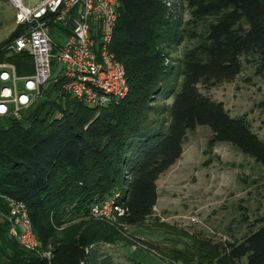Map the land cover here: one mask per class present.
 I'll return each instance as SVG.
<instances>
[{"label": "trees", "instance_id": "1", "mask_svg": "<svg viewBox=\"0 0 264 264\" xmlns=\"http://www.w3.org/2000/svg\"><path fill=\"white\" fill-rule=\"evenodd\" d=\"M118 3L110 51L124 66L127 96L89 107L63 88L65 79H51L20 119L0 124V264H90L93 245L123 237L101 220L67 224L65 214L74 207L84 217L93 202L122 196L124 189L120 223L144 224L157 203L158 179L181 158L187 132L199 126L210 128V142L231 144L253 158L264 178V139L200 91L234 81L242 56L257 55L264 69V0H188L195 16L218 19L176 71L164 65L160 48L169 25L164 4ZM8 58L17 76L32 74L27 52ZM10 199L26 205L40 250L52 247L50 260L8 236ZM156 221L158 230L190 241L166 252L150 246L166 264H264V223L240 242H214Z\"/></svg>", "mask_w": 264, "mask_h": 264}, {"label": "rangeland", "instance_id": "2", "mask_svg": "<svg viewBox=\"0 0 264 264\" xmlns=\"http://www.w3.org/2000/svg\"><path fill=\"white\" fill-rule=\"evenodd\" d=\"M22 2L32 5L35 0ZM166 2L170 5L162 2L164 19L169 25L160 48L164 65L176 71L184 53L203 42L209 26L218 17L195 16L188 0ZM14 18L10 3L0 0V46L12 40L11 35L16 30ZM57 69L58 64L53 63L52 77ZM21 85L19 83L18 87ZM200 91L221 102L232 117L245 120L251 130L264 139V69L257 55L241 57V71L234 81L209 90L200 87ZM159 100L157 106L164 101ZM172 100L173 96L165 102L169 104ZM211 136L207 126L187 132L181 158L157 181L158 199L153 214L144 224L130 227L126 233L145 246L166 252L190 241L158 230L154 226L156 219L189 235L214 242H240L264 223L263 168L231 144L210 142ZM122 194L119 200L124 197V189ZM104 200L95 201L91 206L101 205ZM73 210L71 207L70 213L66 211L67 224L95 219L89 211L82 217ZM120 234L123 239L119 242L93 245L90 264H166L152 252L125 243L133 244V241Z\"/></svg>", "mask_w": 264, "mask_h": 264}, {"label": "built area", "instance_id": "3", "mask_svg": "<svg viewBox=\"0 0 264 264\" xmlns=\"http://www.w3.org/2000/svg\"><path fill=\"white\" fill-rule=\"evenodd\" d=\"M7 1L14 9L15 27L21 31L0 46V124L11 117L20 119L51 79H65L63 88L89 107L104 108L127 96L124 66L110 51L118 0H35L32 5L22 0ZM159 1L170 5L166 0ZM63 30L69 34L59 44L54 35ZM20 52L32 57L33 72L28 76H17L9 61L10 55ZM53 63L58 64L54 77ZM120 196L116 192L101 205L91 206L90 216L114 226L133 245L159 257L153 248L126 233L130 227L119 221L125 211L118 202ZM8 209L4 216L9 223L8 236L23 249L50 260L52 247L40 251L26 205L10 199Z\"/></svg>", "mask_w": 264, "mask_h": 264}, {"label": "crops", "instance_id": "4", "mask_svg": "<svg viewBox=\"0 0 264 264\" xmlns=\"http://www.w3.org/2000/svg\"><path fill=\"white\" fill-rule=\"evenodd\" d=\"M59 33H60V35L55 34L54 38H55V41L60 44V43L64 42V39H65L66 35L69 34V32L67 30H63L62 32H59Z\"/></svg>", "mask_w": 264, "mask_h": 264}]
</instances>
